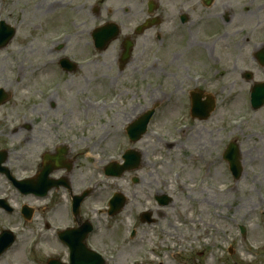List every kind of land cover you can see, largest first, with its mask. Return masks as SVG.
Segmentation results:
<instances>
[{"label":"rangeland","instance_id":"obj_1","mask_svg":"<svg viewBox=\"0 0 264 264\" xmlns=\"http://www.w3.org/2000/svg\"><path fill=\"white\" fill-rule=\"evenodd\" d=\"M78 1L0 0V19L17 31L12 43L0 50V90L8 95L0 107V148L8 150V170L19 179L24 175L34 177L44 150L52 149L59 140L69 145L76 159L68 179L72 194L93 191L81 204L84 222L78 226L92 223L94 230L87 244L107 254L108 264H152L148 259L155 264H215L218 258L222 264H264V108L253 112L248 103L253 82H264V68L252 61L254 46L237 49L234 77L209 80L208 85L222 88L216 99L220 107L211 118L187 124L186 96L170 95V79L161 71L157 78L153 74L139 77L138 71H143L141 66L147 60L144 51L154 49L151 36L155 30L140 35L129 59L132 62L124 65L120 75L117 65L126 33L102 50L89 67L71 74L58 70L65 55L81 61L91 55L86 28L82 32L66 20L78 17L85 26L100 21L88 9L82 17L59 11L63 3H69L70 8ZM88 1L104 8L101 0ZM105 2L115 19L127 5V22L137 23L134 8L142 7L140 1ZM119 8V14H114ZM159 29L165 31L166 27ZM62 31L71 36L70 40L52 45L49 38ZM250 71H255L254 81L245 77ZM113 81L116 86L108 91ZM134 87H138V93ZM116 88L122 95L114 105ZM87 95L93 97L95 109L80 104ZM47 96L56 98L48 101ZM97 101H104L106 108ZM152 109H156V115L149 130L132 144L124 131ZM81 121L88 126L79 128ZM232 141L240 145L243 171L238 180L222 158ZM128 149L140 157L138 168L119 178L106 177L104 169L113 162L124 164ZM64 177L65 171H57L49 181L60 182ZM116 193L123 194L129 203L114 216L110 230L98 229L103 227L99 221L106 218L95 209L107 207L106 201ZM164 195L170 198L166 207L156 202V197ZM2 196L9 198V207L25 205L34 214L25 222L18 212L0 209V233L9 229L16 234V243L0 264H46L55 256L69 261V252L56 237L57 228L65 230L73 225L66 211L70 195L65 189H54L45 198L22 197L0 176ZM136 210L140 216L151 212L155 222L141 223L134 215ZM44 220L51 230L45 229Z\"/></svg>","mask_w":264,"mask_h":264},{"label":"flooded vegetation","instance_id":"obj_2","mask_svg":"<svg viewBox=\"0 0 264 264\" xmlns=\"http://www.w3.org/2000/svg\"><path fill=\"white\" fill-rule=\"evenodd\" d=\"M138 1L142 7L138 5L134 8L138 17L135 24H130L126 20L125 15L128 14V11L125 9L128 8L127 5L122 7L125 9L121 11L120 8L114 11L116 15L120 11L123 17L121 18L120 15L115 19L111 17L112 9L105 6V0H101L103 9H101L100 3L90 5L88 0H80L71 4L70 8H68L69 3H63L59 10L66 11L68 9L78 16L85 9H88L90 15L100 21L94 26H85V22L78 17L66 20L78 28L84 29L85 27L91 38L90 44H93L92 35L97 29L117 27L119 32L117 40L122 36V33H126L121 41L122 52L124 48L127 50L129 45L134 51L135 44L141 37L137 34L138 28L147 23L153 25L151 29L146 31L155 30L151 36L154 49L150 48L149 52L144 51L143 56L147 57V60L141 66L143 71L141 68L138 71L139 77L143 78L145 74H153L157 78L161 71L171 81L170 94L180 93L186 96L184 105L186 107L188 103V109H191L196 102H199V105L205 109L208 95L211 99L216 100L217 96L221 94L222 88L214 90L217 87L212 84L208 85L209 80L234 77L238 70L236 65L238 61L237 49L240 50L247 45L254 46L251 51L252 61L257 66L262 67V63L260 64L258 61V54L264 50V0ZM164 26L166 27L165 31H162V28L159 29V27ZM129 62L128 60V62L122 63L121 59L118 60V75L124 71V65L127 63L129 65L132 61ZM91 64L89 63L86 67ZM254 72L251 71L252 74ZM64 147L62 151H66L68 163L74 166V162L71 160V147L66 144ZM8 161L7 158L4 163L5 166ZM72 171L67 173L68 179H70ZM0 201L2 207L8 202V200ZM81 219L79 214L75 221L77 225L84 222ZM91 246L98 251L95 245L92 244Z\"/></svg>","mask_w":264,"mask_h":264},{"label":"water","instance_id":"obj_3","mask_svg":"<svg viewBox=\"0 0 264 264\" xmlns=\"http://www.w3.org/2000/svg\"><path fill=\"white\" fill-rule=\"evenodd\" d=\"M101 33V32H100ZM100 33H98L96 39L98 40ZM15 35V32L10 30L4 25L1 24L0 26V48L7 46L11 40L13 39ZM107 35V34H106ZM108 37V36H106ZM115 35H112L110 38H114ZM98 46L101 47V43H98ZM65 67L68 70H71V68L68 65H65ZM5 100L4 95L0 93V104L3 103ZM207 107L199 112V110L195 109V114H199V117L202 119H207L210 112L212 111V108L210 103L206 104ZM264 106V85L256 86L254 90L253 95V107L255 110L260 109ZM152 112L148 113L142 121L134 124L129 129V135L133 142H137L141 139L142 135L146 133V129L148 126V123L150 121V118L152 116ZM240 150L238 147V144L232 143L229 146L228 152L225 156V159L230 164V169L236 179H239L242 173V165L240 163ZM139 156L134 152L130 151L126 157V164L124 166H118L116 164L111 165L106 169V174L108 176H116L121 177L126 171L132 170L137 168V163L139 161ZM64 157L63 153H60L57 157H46L44 160L43 165V171L38 176V178L32 182L29 183H16V186L22 191V193L28 195V194H34L39 197H45L47 196L48 192H50L53 188H58L61 185L64 187H69L66 182H50L48 180L50 174L53 172L63 169L64 168ZM1 163V160H0ZM67 167V165L65 166ZM86 195H84L85 197ZM76 197L74 199V210L75 215L78 216L80 212V204L83 198ZM160 203L162 205L168 204V199L164 198L160 200ZM124 206V198L121 195H117L113 201H112V210L111 214H116L119 212L122 207ZM25 215L29 217L30 212L25 211ZM91 232V229H76L71 230L69 232H66L61 235L63 241L69 246L71 250V264H106L101 257L98 255L90 252L85 245V241ZM14 238L9 233H4L0 237V256L7 251V249L13 244ZM49 264H61L58 261L52 260L49 262Z\"/></svg>","mask_w":264,"mask_h":264},{"label":"bare ground","instance_id":"obj_4","mask_svg":"<svg viewBox=\"0 0 264 264\" xmlns=\"http://www.w3.org/2000/svg\"><path fill=\"white\" fill-rule=\"evenodd\" d=\"M89 157V156H88Z\"/></svg>","mask_w":264,"mask_h":264}]
</instances>
